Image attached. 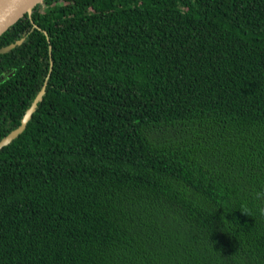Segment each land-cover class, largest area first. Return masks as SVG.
Listing matches in <instances>:
<instances>
[{"label":"trees","instance_id":"1","mask_svg":"<svg viewBox=\"0 0 264 264\" xmlns=\"http://www.w3.org/2000/svg\"><path fill=\"white\" fill-rule=\"evenodd\" d=\"M21 38L0 264H264V0H43Z\"/></svg>","mask_w":264,"mask_h":264},{"label":"water","instance_id":"2","mask_svg":"<svg viewBox=\"0 0 264 264\" xmlns=\"http://www.w3.org/2000/svg\"><path fill=\"white\" fill-rule=\"evenodd\" d=\"M42 2L43 0H0V35L4 33L11 25H13L25 14H28L30 16L33 8ZM22 39L23 38L17 40L16 42L0 47V53L9 51L15 46V44L21 43ZM51 64L52 62L50 63V65ZM45 86L46 80L44 81L41 89L38 91L34 99L32 100L29 107L25 110L19 125L9 131L4 137L0 139V148L8 144L25 128L26 123L28 122L33 111L35 110L38 101L42 99V96L45 92Z\"/></svg>","mask_w":264,"mask_h":264},{"label":"clouds","instance_id":"3","mask_svg":"<svg viewBox=\"0 0 264 264\" xmlns=\"http://www.w3.org/2000/svg\"><path fill=\"white\" fill-rule=\"evenodd\" d=\"M258 195H261V194H258Z\"/></svg>","mask_w":264,"mask_h":264}]
</instances>
